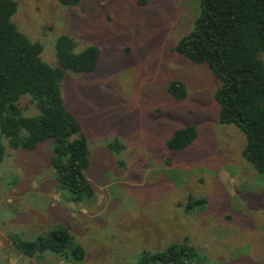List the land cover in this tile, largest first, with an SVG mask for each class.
I'll list each match as a JSON object with an SVG mask.
<instances>
[{
  "label": "rangeland",
  "instance_id": "obj_1",
  "mask_svg": "<svg viewBox=\"0 0 264 264\" xmlns=\"http://www.w3.org/2000/svg\"><path fill=\"white\" fill-rule=\"evenodd\" d=\"M15 1L12 21L41 44L49 65H58L55 43L63 34L75 51L100 50L93 71L67 70L60 83L87 139L84 174L94 194L74 202L60 186L51 139L33 150L6 147L0 264H138L142 250L161 251L185 238L196 264H264V174L243 158L244 134L218 121L219 80L174 49L192 27L198 0ZM171 80L185 83V98L171 97ZM19 106L26 115L39 113L29 95ZM186 124L196 127V139L169 149L171 132ZM189 194L205 202L187 208ZM58 227L83 248L82 259L70 246L63 255L35 257L14 246L16 236L29 240Z\"/></svg>",
  "mask_w": 264,
  "mask_h": 264
},
{
  "label": "trees",
  "instance_id": "obj_2",
  "mask_svg": "<svg viewBox=\"0 0 264 264\" xmlns=\"http://www.w3.org/2000/svg\"><path fill=\"white\" fill-rule=\"evenodd\" d=\"M64 6L79 5L81 0H58ZM139 1V0H138ZM145 2V0H140ZM199 12L190 30L181 36L175 50L195 64H205L219 80L214 92L219 105L218 121L232 124L245 136L243 158L257 174H264V0H198ZM15 0H0V162L10 149L33 150L51 139V163L57 180L74 202L93 196L94 190L84 174L89 164L87 139L76 117L66 108L60 83L67 70L93 71L100 57L95 45L75 51V41L60 35L55 43L58 65L41 59V44L32 42L12 21ZM172 98L181 100L187 88L181 80L167 86ZM29 95L39 113L24 114L19 102ZM197 137L194 125L175 128L166 140L171 150L188 147ZM6 141V144L4 143ZM109 144V148L113 147ZM186 207L204 203L203 198L187 196ZM24 255L35 257L45 251L58 255L70 252L75 260L84 250L71 244L65 227L33 239H13ZM138 264H196L195 249L185 238L169 243L163 250H142Z\"/></svg>",
  "mask_w": 264,
  "mask_h": 264
}]
</instances>
